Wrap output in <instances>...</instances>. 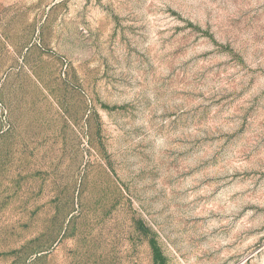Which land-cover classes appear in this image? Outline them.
Instances as JSON below:
<instances>
[{"label":"rangeland","instance_id":"obj_1","mask_svg":"<svg viewBox=\"0 0 264 264\" xmlns=\"http://www.w3.org/2000/svg\"><path fill=\"white\" fill-rule=\"evenodd\" d=\"M0 264H264V0H0Z\"/></svg>","mask_w":264,"mask_h":264}]
</instances>
